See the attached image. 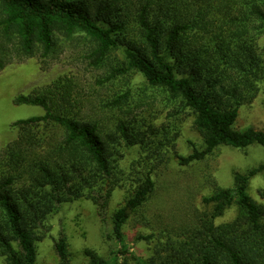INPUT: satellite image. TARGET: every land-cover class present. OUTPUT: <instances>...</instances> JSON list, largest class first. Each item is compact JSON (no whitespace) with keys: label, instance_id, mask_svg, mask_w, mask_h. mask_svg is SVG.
<instances>
[{"label":"trees","instance_id":"obj_1","mask_svg":"<svg viewBox=\"0 0 264 264\" xmlns=\"http://www.w3.org/2000/svg\"><path fill=\"white\" fill-rule=\"evenodd\" d=\"M0 34L27 57L48 56L57 34L67 39L81 34L91 65L106 68V82L143 75L178 113L195 116L204 148L188 156L175 150L182 166L204 161L223 146L264 149V131L237 128L241 108L254 102L264 84V59L255 51L264 36V0H0ZM68 83L60 79L14 100L45 114L16 121L17 137L0 151V258L9 264H37V243L46 238L48 219L60 205L86 199L101 211L108 208L121 181L123 143L149 152L155 163L165 155L153 126L117 118L106 132L102 122L80 117ZM129 101L127 92L110 106L123 109ZM156 166L133 170L135 187L113 216L121 244L113 264H128L120 261L131 254L123 228L154 194ZM262 172L264 163L235 173L231 188L216 185L204 199L212 212L182 233L164 235L140 264H264V204L249 193L251 180ZM234 205L236 217L217 224ZM55 249L61 264H71L64 236ZM85 255L87 264H110L92 250Z\"/></svg>","mask_w":264,"mask_h":264},{"label":"rangeland","instance_id":"obj_2","mask_svg":"<svg viewBox=\"0 0 264 264\" xmlns=\"http://www.w3.org/2000/svg\"><path fill=\"white\" fill-rule=\"evenodd\" d=\"M0 46L3 63L0 69V151L17 137L18 130L13 127L16 121L45 114L40 107L16 105L15 98L52 86L60 79L63 83L69 81L81 107L80 117L102 122L106 132L113 131L117 118L135 119L140 125L153 126L158 133L154 141L165 145L162 162L156 160L155 163L154 158H147L152 156L149 152L123 143L118 163L121 181L112 192L108 208L101 211L86 199L60 205L48 219L46 238L37 243V264H61L55 249V242L61 236L67 239L71 264H87L86 250L96 252L113 264L121 249L113 233V216L135 187V167L143 172L158 165L152 173L156 184L154 194L123 228L124 245L131 254L120 261L126 260L128 264H140L149 259L164 235L182 233L196 224L202 213H211L213 207L206 205L204 199L213 194L216 185L231 188L235 173H247L264 163V149L254 145L246 150L223 146L204 161L180 165L175 150L181 156H188L194 148H204L203 139L195 128V116L187 111L178 113L175 104L150 87L139 73L106 82V68L91 65L87 57L89 44L81 34L71 39L57 34L56 45L48 56H43L42 52L32 57L21 55L12 42L1 37ZM255 51L264 59V36L257 40ZM260 89L254 102L241 108L238 130L264 131V84ZM127 92L130 94L128 105L123 109L110 106L116 96ZM249 193L264 204V172L251 180ZM237 213L234 205L216 223L231 222ZM147 235H152L153 239H141ZM131 255L139 261L133 260ZM0 264L9 263L6 258H0Z\"/></svg>","mask_w":264,"mask_h":264}]
</instances>
